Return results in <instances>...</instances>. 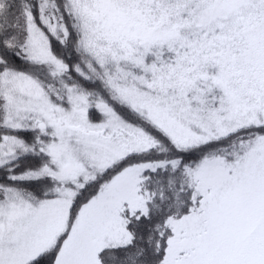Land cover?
I'll use <instances>...</instances> for the list:
<instances>
[{
    "label": "snow or ice",
    "instance_id": "snow-or-ice-1",
    "mask_svg": "<svg viewBox=\"0 0 264 264\" xmlns=\"http://www.w3.org/2000/svg\"><path fill=\"white\" fill-rule=\"evenodd\" d=\"M0 264H264V0H0Z\"/></svg>",
    "mask_w": 264,
    "mask_h": 264
}]
</instances>
